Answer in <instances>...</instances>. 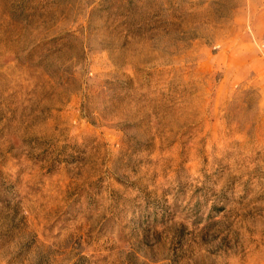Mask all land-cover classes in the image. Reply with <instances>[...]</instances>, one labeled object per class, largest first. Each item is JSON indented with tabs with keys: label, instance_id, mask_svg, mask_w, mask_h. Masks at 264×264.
I'll use <instances>...</instances> for the list:
<instances>
[{
	"label": "rangeland",
	"instance_id": "obj_1",
	"mask_svg": "<svg viewBox=\"0 0 264 264\" xmlns=\"http://www.w3.org/2000/svg\"><path fill=\"white\" fill-rule=\"evenodd\" d=\"M0 264H264V0H0Z\"/></svg>",
	"mask_w": 264,
	"mask_h": 264
}]
</instances>
